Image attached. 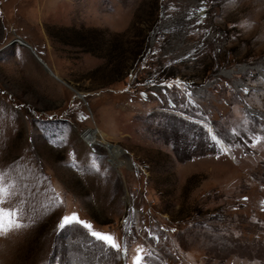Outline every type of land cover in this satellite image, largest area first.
<instances>
[{
	"label": "rangeland",
	"instance_id": "rangeland-1",
	"mask_svg": "<svg viewBox=\"0 0 264 264\" xmlns=\"http://www.w3.org/2000/svg\"><path fill=\"white\" fill-rule=\"evenodd\" d=\"M0 210V264H264V0H0Z\"/></svg>",
	"mask_w": 264,
	"mask_h": 264
},
{
	"label": "snow or ice",
	"instance_id": "snow-or-ice-1",
	"mask_svg": "<svg viewBox=\"0 0 264 264\" xmlns=\"http://www.w3.org/2000/svg\"><path fill=\"white\" fill-rule=\"evenodd\" d=\"M167 87L171 88L172 85L169 84V85H167ZM245 199H247V198H245ZM73 223L80 224L85 229L90 230V235L93 238L104 242L106 244V246L109 247L110 249L115 250L116 252L120 251V245L116 242L114 236H112L111 234H108V233H101L98 231L91 230L92 225L88 222L80 221L79 217L75 213L72 214L71 216H64L62 218L61 223L58 225V228L63 230V229H65L66 226L72 225ZM12 226H13V222L11 221V219H9V227H12ZM15 227L19 228L20 227L19 223H16ZM3 228H4L3 213H2V210H0V229H3ZM142 259H143V253L138 252L136 257L133 260V264H141Z\"/></svg>",
	"mask_w": 264,
	"mask_h": 264
},
{
	"label": "water",
	"instance_id": "water-1",
	"mask_svg": "<svg viewBox=\"0 0 264 264\" xmlns=\"http://www.w3.org/2000/svg\"><path fill=\"white\" fill-rule=\"evenodd\" d=\"M18 44L19 46H22V47H26V48H29L30 51L33 53V55L38 59V61L43 64V66L45 67V69L49 72V74L55 78H57L58 80H60L58 77L54 76L52 72H50V70L48 69V67L45 65V63L36 55V53L34 52V50L26 43L24 42L23 40H20V39H14L12 41V44ZM61 81V80H60ZM63 84H65L66 86H68V88H70V90L74 93V96L77 97L78 99L80 100H83V96L78 93L77 91H75L72 87H70L69 85H67L65 82L61 81ZM84 101V100H83ZM124 151V150H123ZM125 152V151H124Z\"/></svg>",
	"mask_w": 264,
	"mask_h": 264
},
{
	"label": "trees",
	"instance_id": "trees-1",
	"mask_svg": "<svg viewBox=\"0 0 264 264\" xmlns=\"http://www.w3.org/2000/svg\"><path fill=\"white\" fill-rule=\"evenodd\" d=\"M132 55H133V57H135V52ZM181 160H183V159H181Z\"/></svg>",
	"mask_w": 264,
	"mask_h": 264
},
{
	"label": "crops",
	"instance_id": "crops-1",
	"mask_svg": "<svg viewBox=\"0 0 264 264\" xmlns=\"http://www.w3.org/2000/svg\"><path fill=\"white\" fill-rule=\"evenodd\" d=\"M12 45H14V44H12Z\"/></svg>",
	"mask_w": 264,
	"mask_h": 264
}]
</instances>
